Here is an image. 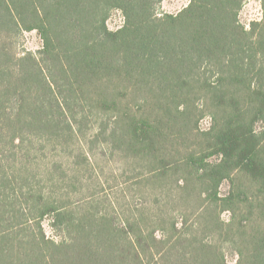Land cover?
Segmentation results:
<instances>
[{
	"label": "trees",
	"instance_id": "obj_1",
	"mask_svg": "<svg viewBox=\"0 0 264 264\" xmlns=\"http://www.w3.org/2000/svg\"><path fill=\"white\" fill-rule=\"evenodd\" d=\"M160 1L0 0V264H264V0L249 28ZM93 150L142 168L132 199Z\"/></svg>",
	"mask_w": 264,
	"mask_h": 264
},
{
	"label": "rangeland",
	"instance_id": "obj_2",
	"mask_svg": "<svg viewBox=\"0 0 264 264\" xmlns=\"http://www.w3.org/2000/svg\"><path fill=\"white\" fill-rule=\"evenodd\" d=\"M188 3L189 0H161L156 7V15L162 16L165 14H176L186 7ZM262 17L263 10L261 0H246L244 2L240 12V19L247 28H249V25L252 21L261 20ZM124 23L125 17L123 12L119 9L112 10L107 19L108 27L111 30H117L118 28L122 27ZM42 46L43 41L37 31L34 30L26 31L21 34L14 43L13 48L19 53L28 50L36 52L41 49ZM210 123V116L205 115L202 119H200L198 125L200 129H208L210 127ZM83 145L88 149L91 147V144ZM104 149L108 150L107 147ZM97 150L99 151L100 149L98 148ZM93 152V159L96 158L98 163L102 165L100 168H98V171H96L97 174L95 173V177L100 175L99 177L101 179L100 186L97 188L98 191L108 194L109 198L114 200H120L125 194L132 199L137 192V190L134 188V183L132 184V181L135 180L138 172H140L142 168L133 167L131 162L122 157L118 152L113 153V156L109 157V159L96 154L94 150ZM229 188L230 185L228 182H224L220 188L221 195H226V193L229 191ZM79 196L81 195L79 194L76 197ZM185 206L187 209L191 210L193 203H187ZM230 215L231 214L229 212L225 211L223 212L222 217L224 219H228ZM46 230L49 234H51L47 224ZM228 259L230 262L233 261L231 256H229Z\"/></svg>",
	"mask_w": 264,
	"mask_h": 264
}]
</instances>
